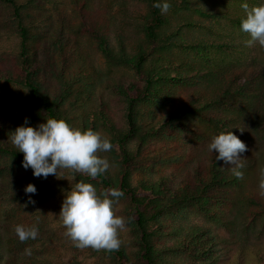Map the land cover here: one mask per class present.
I'll use <instances>...</instances> for the list:
<instances>
[{"label":"trees","instance_id":"1","mask_svg":"<svg viewBox=\"0 0 264 264\" xmlns=\"http://www.w3.org/2000/svg\"><path fill=\"white\" fill-rule=\"evenodd\" d=\"M107 1L112 3L103 13L98 10L100 2H95V27L91 25L88 32L106 64V73L95 70V78L99 86L112 90L123 104L124 127L119 128L98 105L80 128H91L110 139L112 149L108 153L110 159L118 160L119 171L114 176L106 171L96 178L87 174L85 177L95 184L98 192L112 188L123 191L121 198L127 201L126 224L135 230V257L139 263L166 264L161 258L163 252L166 255L183 249L194 260L191 264H228L230 260L231 264H264V204L242 192L249 180L247 167L256 159L253 152L264 145V67L243 65L252 51L247 45L249 36L241 31V21L246 16L242 4L247 3L251 8L261 0H213L217 2L211 6L202 0H167L170 8L163 14L153 6L158 0ZM0 3L11 8L19 35L13 69L0 66V83L22 90L18 101L29 123L32 115L43 117L44 122L63 118L71 125L64 105L69 96L77 98L86 91L82 85L86 76L82 77L83 71L73 76L78 83V89L74 90L75 86L55 71L50 59L55 51H63L66 39L57 37L45 42L39 59V50L32 45L33 36L22 19L27 0H0ZM75 8L81 25L87 26L83 2H77ZM194 15L205 18L208 24L194 20ZM227 23L234 31L223 29ZM217 27L223 30L215 36ZM198 29L204 34L195 36L193 32ZM170 52L179 54L170 58L167 55ZM45 66L50 67V76L42 73ZM114 70L120 71L118 78L112 75ZM103 74L107 75L106 79ZM46 78L50 79V86ZM55 80L57 90L51 91ZM180 85L188 90V98L175 103L173 95ZM191 88L194 91H189ZM238 98L241 105L227 106ZM79 99L82 103V96ZM149 103L163 113L146 110ZM195 118L205 120L204 148H197L195 153L189 149L171 158L179 161L178 168L185 163L182 167L185 172L176 173L174 181L172 171L134 185V161L138 162L143 153H151L153 157L152 142L157 137L187 126V121ZM23 123L15 122L14 128ZM239 128L244 130L242 134ZM191 130H196L195 126ZM230 130L247 146L239 161L243 166L239 168L216 161L215 150L213 153L208 150L213 137ZM1 157L6 160L0 163V175L9 168L22 166L23 153L14 145L0 142ZM152 165L147 159L139 163L143 171ZM234 169L241 173L239 177ZM13 196L26 205L31 194L20 188ZM216 204H219L217 208ZM192 207L208 224L197 226L189 221L190 216L184 211ZM181 216L179 223L177 219ZM150 222L157 227L150 230ZM166 224L171 234H183L182 246L173 249L156 243L168 233ZM217 228L225 231L223 236H218ZM103 251L112 264H130L129 253L122 245L118 250Z\"/></svg>","mask_w":264,"mask_h":264},{"label":"rangeland","instance_id":"2","mask_svg":"<svg viewBox=\"0 0 264 264\" xmlns=\"http://www.w3.org/2000/svg\"><path fill=\"white\" fill-rule=\"evenodd\" d=\"M98 1L100 2L98 8L100 13L107 11V7L112 3L107 0H27V4L22 10V19L33 36L32 45L39 50V59H42L43 53L41 51H43L42 47L45 42H52L57 37L66 39L63 51L60 53L55 51L53 53L54 57L50 59L55 71L62 74L68 81L67 83L71 82L75 86L74 90L78 89V83L75 82L73 76L80 71L84 72L82 77L86 76L82 82V85L86 86V91L81 94L82 103L79 99L81 96L77 98L69 96L64 105L71 125L77 128L83 126L88 119L87 115L95 110V106L98 108L99 105L117 126L122 128L125 122L123 104L117 99L112 90L99 86L95 78V70L106 73L105 60L95 47V39L88 32V30L91 31L93 26L95 27V2ZM77 2H83L86 20L89 21L85 27L81 25L80 14L75 8ZM206 2L208 6H211L212 3L214 4L217 1L202 0V3ZM194 20L208 24V21L199 15H194ZM15 26L11 8L0 3V66L5 70L13 69L14 57L18 48L19 35ZM223 29L234 31L228 23ZM223 29L217 27L213 35H220V31ZM193 33L195 36L204 34L203 31V34H201L199 29L194 30ZM213 35L210 38H213ZM246 36L250 38L248 33ZM224 37L227 38L226 35ZM244 39L245 35L240 38L241 41ZM249 49L252 54L245 58L243 65L250 68L254 65L264 67V46L255 43ZM178 54L177 52L167 53L170 58ZM44 69L42 73L50 76V67L45 66ZM118 72L114 70L112 75L118 78L120 76ZM103 77L106 79L107 75L103 74ZM46 80L49 85L50 79L46 78ZM51 81H53L52 78ZM51 84V91H56V87H58L56 80ZM194 88L196 89V87ZM198 88L200 89V87ZM189 91H194V89L191 88ZM22 95V90L17 86H7L0 83L1 143L13 145L11 137L15 130L14 123L22 122L25 119L24 108L18 101ZM173 98L175 103L185 101L188 98L186 87L181 85L177 87ZM233 100L227 105L230 108H236L242 104L241 98H238L235 102ZM145 109L149 111L156 109L157 114L163 113L162 110H159L160 108L150 103L145 106ZM209 113L212 114L211 111ZM30 119L32 121L29 125L33 127L45 123L43 117L34 118L31 115ZM204 121L201 122L197 118L188 120L187 126L174 128L170 132L157 137L152 142L153 157H151V153H143L137 158L139 161L136 162L135 160V163L132 164L133 184L137 185L140 180H153L165 175V172L171 173L173 171L175 176H173L172 181L175 180L174 177H177L176 173L183 174L186 170L182 169L185 163L180 164V168H178L179 161H172L171 158L175 154H182L189 149L194 150L193 153H195L197 150L204 148L205 141L202 135L206 129ZM192 126H195L196 130H191ZM253 153L256 159H253L252 166L247 167L249 180L242 188V192L259 198L264 204V188L261 187V184H264V145ZM98 154L109 160L110 168L108 172L111 176L118 173V160L110 159L111 155L108 152ZM145 159L153 165L143 171V169H140L139 163ZM5 160L1 157L0 163L5 162ZM80 182L92 183L95 186L93 182L85 177L84 173L74 172L72 169L67 168L58 169L57 176L49 175L46 179L35 177L30 167L26 170L23 166L9 168L0 175V264H112L103 249L78 248L66 235V228L63 226L62 217L59 213L66 194ZM29 183L34 184L37 189L36 194H31V199L35 203L22 205L13 194L20 188L24 191ZM226 191L232 192L233 190L227 189ZM126 205L127 201L119 198L114 206L115 215L123 217L125 221L127 220ZM218 205L216 204L215 207L217 208ZM221 209H224V207ZM184 212L189 214V221L197 226L208 224L204 216L202 217L194 207L187 208ZM182 218V216L178 217L177 222L182 223L180 220ZM37 219L39 221L37 238L21 242L15 233V227L21 224L30 227L37 223ZM166 222L170 223V221ZM156 227L157 225L150 222V230ZM165 230H168V233L166 232V236L163 235L161 240L157 239V244L159 243L163 247L172 246L173 249L182 246L181 240L184 237L182 233L178 235L171 234V229L167 224ZM217 231L218 236H223L225 233L221 228H217ZM119 238L121 245L129 253V263L142 264L135 257L137 251L135 230L126 224L125 228L119 232ZM165 253L166 251L161 254V258L166 264H191L194 262L191 257L183 253V249L167 252L166 255ZM229 263L231 264V260ZM219 264H223V262Z\"/></svg>","mask_w":264,"mask_h":264},{"label":"clouds","instance_id":"3","mask_svg":"<svg viewBox=\"0 0 264 264\" xmlns=\"http://www.w3.org/2000/svg\"><path fill=\"white\" fill-rule=\"evenodd\" d=\"M153 6L159 8L162 14L170 8L167 0H158ZM242 8L246 16L241 21V31L250 35L247 45L251 47L258 43L264 46V0L251 8L243 3ZM243 131L240 129L241 134ZM11 141L23 153L22 166L26 170L30 167L33 175L38 178L57 176L58 169L64 168L96 178L110 168L109 160L98 155L112 149L110 139L91 128L73 127L63 118H49L45 123L33 127L26 117L24 123L13 131ZM208 150L212 153L215 150L216 161L222 160L225 164L239 168L243 166L239 161L247 146L230 130L213 137ZM234 174L237 177L241 175L235 169ZM261 187L264 188V184ZM24 191L34 195L37 189L34 184L29 183ZM123 196V191L118 188L98 192L88 182L77 183L66 194L59 215L66 228V235L76 247L109 251L119 249V232L125 228L126 221L115 215L114 206ZM29 203H35L31 196ZM38 222L37 219V223L30 227L22 224L15 227V233L21 242L37 238Z\"/></svg>","mask_w":264,"mask_h":264}]
</instances>
